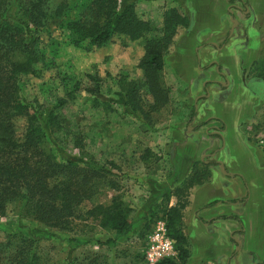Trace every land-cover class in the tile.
<instances>
[{
	"label": "rangeland",
	"instance_id": "1",
	"mask_svg": "<svg viewBox=\"0 0 264 264\" xmlns=\"http://www.w3.org/2000/svg\"><path fill=\"white\" fill-rule=\"evenodd\" d=\"M63 1L68 7L64 17L49 23L39 34L42 41L40 50L45 53V62L37 66L34 75L18 79L19 93L26 103L36 109L42 104L52 106L59 99H67V95L72 93L73 98H68L65 104L55 110L60 129L53 138L45 137L43 148L53 155L54 149L60 147L71 155L96 162L104 167L106 173L94 185L93 197L77 208L80 218L72 220L69 230L47 229L24 218L18 204H9L5 216L0 217V240L6 242L22 238L23 228L20 225H24L49 233L40 234L39 243L33 249V264H146L143 256L145 240L154 223L161 217L157 207L164 205L163 191L172 181L176 169L173 156L177 146L174 141L180 138L179 130L182 129L180 123L184 118L181 109L182 100L185 101V88L183 80L173 76L171 65L162 69V84L170 91V102L160 111L151 114L149 120L140 114H131L123 107V98L118 93L124 80L142 79V72L137 65L143 56L144 43L159 34L163 15L169 8L162 0H136V15L140 20L148 21L156 32L137 41L116 35L100 48L88 43L74 47L64 30L65 25L75 19L91 0ZM255 1L257 6L253 22L262 36L259 60L264 62V0ZM245 11L243 6L242 13ZM213 24L199 23L197 30L204 34L207 30H214ZM184 32L182 27L176 29L164 59L174 55L175 43ZM222 64L232 71L231 58H225ZM258 66L260 68V63ZM254 74L256 76V71ZM85 75L100 79L101 92L98 95L88 96L80 90L81 86H92ZM256 85L262 93V99L258 97L261 99L259 109L255 120L246 125V131L249 142L262 152L264 84ZM234 109V105L228 103L218 111L222 116L221 131L224 132V138L220 140L221 145L225 146L224 166L227 170L232 167L237 169L241 162L245 168L243 171L247 173L253 167L249 156L252 150H249L250 145L246 142L245 127L240 128L239 135L237 133L236 126H239V118L243 120V117ZM14 127L16 138L21 140L26 120L20 117L14 119ZM78 139L81 140V148L75 147ZM255 158L260 162L262 160L256 152ZM228 161L233 164H227ZM261 176L258 179L261 196L264 197V174ZM111 198L121 203L130 223L129 230L113 243L108 242L114 241L113 231L103 229L98 220L84 215L96 205L109 204ZM259 205L260 202H257L251 218L258 232L263 227L256 221L260 212ZM254 236L247 241V248L261 257L263 241L259 233H254ZM69 239L78 242L70 243ZM176 255L175 252L172 258L175 259Z\"/></svg>",
	"mask_w": 264,
	"mask_h": 264
},
{
	"label": "trees",
	"instance_id": "2",
	"mask_svg": "<svg viewBox=\"0 0 264 264\" xmlns=\"http://www.w3.org/2000/svg\"><path fill=\"white\" fill-rule=\"evenodd\" d=\"M135 2L91 0L75 19L65 25L70 44L81 47L88 43L100 48L116 35L137 41L153 34L156 29L136 15ZM67 8L63 0H0V217L5 216L9 204H18L24 218L58 231L69 230L72 220L80 218L77 208L93 197V187L104 178L106 171L96 162L71 155L60 147L54 149L53 155L44 150L45 137L53 138L60 129L55 110L68 98L72 99L73 94H68L67 99H59L52 106L42 104L36 109L21 98L18 79L34 75L37 66L44 64L45 53L40 50L39 34L49 23L60 21ZM187 26L188 20L184 16L169 9L163 15L159 34L145 41L143 56L137 65L142 79H126L119 86L118 95L123 98V107L131 114H140L149 120L151 114L168 105L169 90L162 84L164 57L176 29ZM255 71L256 77L264 82L263 61ZM85 79L92 86H81L80 90L88 96L98 95L101 92L100 79L91 75H85ZM19 117L26 120L21 140L16 138L14 127V119ZM75 147H82L81 140L76 141ZM199 180L195 173L185 183L184 190ZM184 190L176 189L174 196L184 195ZM169 194V189L164 188L165 203L157 208L177 255L175 259L166 258L156 264H185L189 252L187 238L181 230L184 204L178 199L176 206L168 207ZM84 215L98 220L103 229L114 232V241L109 243L120 239L130 228L121 203L115 198H111L107 205L94 206ZM20 226L23 228L22 238L0 240V264H33V249L39 243L40 234H49ZM68 242L78 241L69 239Z\"/></svg>",
	"mask_w": 264,
	"mask_h": 264
},
{
	"label": "crops",
	"instance_id": "3",
	"mask_svg": "<svg viewBox=\"0 0 264 264\" xmlns=\"http://www.w3.org/2000/svg\"><path fill=\"white\" fill-rule=\"evenodd\" d=\"M162 1L167 8L177 10L188 20L185 32L175 43L174 55L164 59L163 64V69L171 65L173 76L182 79L185 88L182 129L179 130L180 138L174 141L177 146L173 156L176 169L166 187L171 192L168 207L176 206L178 199L184 204L181 230L187 238L189 252L185 264H262L264 197L261 196L258 177L264 174V154L249 142L246 131V125L255 120L262 99L256 84H264L254 74L261 62L263 46L262 36L253 22L257 2ZM243 6L246 8L244 13ZM248 14L250 16H245ZM202 22H213L214 30L202 34L203 31L197 30ZM227 57L232 59L233 73L222 64ZM228 103H232L234 110L243 117V120L239 118L237 133L239 135L240 128L245 127V140L252 150L249 156L253 167L247 168V173L241 162L237 169L227 170L224 166L225 146L220 143L224 132L221 131L222 116L218 111ZM255 152L261 162L256 160ZM227 164L231 163L228 161ZM195 173L200 177L199 182H193L184 190L185 183ZM178 188L185 192L179 198L174 196ZM257 202H260V212L256 221L263 225L260 232L251 222ZM254 233H259L263 241L261 257L247 248V241L255 237Z\"/></svg>",
	"mask_w": 264,
	"mask_h": 264
},
{
	"label": "built area",
	"instance_id": "4",
	"mask_svg": "<svg viewBox=\"0 0 264 264\" xmlns=\"http://www.w3.org/2000/svg\"><path fill=\"white\" fill-rule=\"evenodd\" d=\"M174 255V243L168 236L166 223L159 219L154 223L145 240L143 254L145 263L156 264L163 259L172 258Z\"/></svg>",
	"mask_w": 264,
	"mask_h": 264
}]
</instances>
